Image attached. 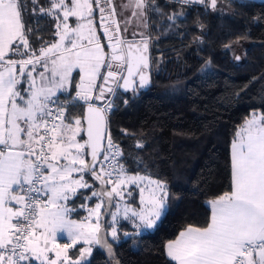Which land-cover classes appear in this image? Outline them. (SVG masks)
I'll use <instances>...</instances> for the list:
<instances>
[{
	"label": "snow or ice",
	"instance_id": "6c2138e0",
	"mask_svg": "<svg viewBox=\"0 0 264 264\" xmlns=\"http://www.w3.org/2000/svg\"><path fill=\"white\" fill-rule=\"evenodd\" d=\"M31 4L34 15L39 7L37 22L54 21L52 39L38 36V48L30 36L39 29L25 25L20 0H0V264H88L93 246L112 255L108 237L120 239V219L136 229L124 232L131 237L154 229L166 211L167 184L129 174L107 127L120 91L135 93L149 83L150 38L130 27H147L148 0ZM73 83L71 106L83 107L82 114L60 100ZM130 185L140 191L138 207L121 206ZM83 189H92L85 200L97 203L81 205L87 217L71 220L68 202ZM209 204L206 227L189 225L165 245L173 264H264V114L237 131L231 190ZM59 234L69 242L60 243ZM80 244L79 256H71Z\"/></svg>",
	"mask_w": 264,
	"mask_h": 264
},
{
	"label": "trees",
	"instance_id": "16d2710c",
	"mask_svg": "<svg viewBox=\"0 0 264 264\" xmlns=\"http://www.w3.org/2000/svg\"><path fill=\"white\" fill-rule=\"evenodd\" d=\"M20 3L25 25L39 29L30 36L38 48V36L52 39L53 21L44 16L37 22L39 7L34 15L31 0ZM40 5L46 7L48 0ZM210 5L211 0H148L145 16L156 55L150 84L135 93L120 91L107 127L129 174L150 175L167 184L166 211L154 229L131 237L124 232L136 229L120 219V239L108 237L112 255L93 246L88 264H173L165 243L189 225L205 227L209 201L231 190L233 135L251 113L264 114V1L216 0L215 8ZM74 91L75 83L60 98L70 99ZM72 103L71 113L82 114L83 107ZM86 176L98 190L99 183ZM91 191L80 190L68 202L75 209L69 217H82L80 204L97 201L85 200ZM128 191L125 203L138 206L137 188L130 185ZM105 217L109 221V214ZM80 247L72 249L74 254Z\"/></svg>",
	"mask_w": 264,
	"mask_h": 264
},
{
	"label": "crops",
	"instance_id": "0c3cea01",
	"mask_svg": "<svg viewBox=\"0 0 264 264\" xmlns=\"http://www.w3.org/2000/svg\"><path fill=\"white\" fill-rule=\"evenodd\" d=\"M256 1H264V0H256ZM77 80H78V78H77ZM66 92V91H65ZM64 92V93H65ZM75 96V91L73 92V94L71 95V97H70V101L72 100V98ZM253 114H256V115H261V114H263V113H259V112H253V113H251L249 116H248V118H246L238 127H237V129H236V131H235V133H234V135H233V138H232V140H231V143H230V145H229V157H230V165H231V154H232V143H233V140L235 139V137H236V133H237V131L241 128V126L242 125H244V123H245V121L246 120H248V119H250L252 116H253ZM230 175H231V173H230ZM85 179H87V176H85ZM135 186V185H134ZM136 187V186H135ZM137 188V187H136ZM137 190H138V196H139V189L137 188ZM81 205H83L82 203L80 204V207H81ZM82 209H84L83 207H81ZM210 216H211V208L209 209V219H210ZM69 219H71V220H75V221H81L82 219H83V217H80V218H71V217H69ZM207 226V225H206ZM205 226V227H206ZM184 230V229H183ZM183 230H181V231H183ZM181 231H179L178 232V234L176 235V237L179 235V233L181 232ZM175 237V238H176ZM174 238V239H175ZM174 239H172V240H174ZM58 240H59V242L60 243H67V242H69L68 241V238H67V235L66 234H59L58 235ZM167 244V242L165 243V245ZM81 246H83L82 244H80ZM164 251H165V254H166V256H167V253H166V249H165V246H164ZM168 257V256H167ZM169 258V257H168Z\"/></svg>",
	"mask_w": 264,
	"mask_h": 264
},
{
	"label": "flooded vegetation",
	"instance_id": "af4514ba",
	"mask_svg": "<svg viewBox=\"0 0 264 264\" xmlns=\"http://www.w3.org/2000/svg\"><path fill=\"white\" fill-rule=\"evenodd\" d=\"M181 2H183V0H179ZM115 3L117 4V6H119L120 4L122 3H127V0H115ZM117 11H120L119 7H117ZM125 16H130V12H126L125 13ZM121 19H123V17H121ZM144 20L146 22V25H147V21H146V16H144ZM130 27H134L135 28V31H137L138 33L139 32H144L146 34L147 37L148 36V28L147 27H135V25H130ZM150 38V37H149ZM137 39H139V36L137 37ZM153 44H154V41L150 38L149 40V48H148V52H147V55L149 57V61H150V64H149V69H148V76H149V79H150V75H151V72H152V62L155 58V51L153 49ZM145 87L143 88H138L137 90H140V89H144Z\"/></svg>",
	"mask_w": 264,
	"mask_h": 264
},
{
	"label": "rangeland",
	"instance_id": "374dc122",
	"mask_svg": "<svg viewBox=\"0 0 264 264\" xmlns=\"http://www.w3.org/2000/svg\"><path fill=\"white\" fill-rule=\"evenodd\" d=\"M53 26H54V21H53ZM127 195H128V192L126 191L125 192V199H126V197H127ZM139 200H140V191H139V196H138V206H139ZM97 203V201H95L94 203H93V205H89L88 207H94L95 206V204ZM125 203V200L124 201H122L121 202V206H123V204ZM86 204V203H85ZM138 206H136V207H138ZM84 209V213H83V215H82V217H83V219L85 218V217H87V215H88V211H87V209L85 208V207H83ZM114 210V209H113ZM82 219V220H83ZM111 220V216L109 215V221ZM143 231H146V230H141L140 232H143ZM82 247V246H81ZM70 255L71 256H73V257H78L79 256V251L76 253V254H74V252H73V250L71 249L70 250Z\"/></svg>",
	"mask_w": 264,
	"mask_h": 264
},
{
	"label": "built area",
	"instance_id": "2783aa9c",
	"mask_svg": "<svg viewBox=\"0 0 264 264\" xmlns=\"http://www.w3.org/2000/svg\"><path fill=\"white\" fill-rule=\"evenodd\" d=\"M60 100H61V102H70V100L69 99H63V98H60Z\"/></svg>",
	"mask_w": 264,
	"mask_h": 264
},
{
	"label": "water",
	"instance_id": "95a60500",
	"mask_svg": "<svg viewBox=\"0 0 264 264\" xmlns=\"http://www.w3.org/2000/svg\"><path fill=\"white\" fill-rule=\"evenodd\" d=\"M147 71H148V70H147ZM149 84H150V79H149V83L145 86V88L148 87ZM121 92H123V90H121ZM97 103H99V102H97ZM83 111H84V109H83ZM99 188H100V187H99ZM98 190H99V189H98Z\"/></svg>",
	"mask_w": 264,
	"mask_h": 264
}]
</instances>
